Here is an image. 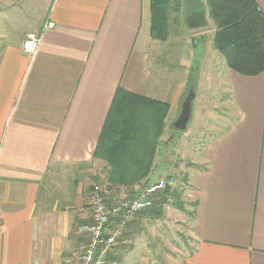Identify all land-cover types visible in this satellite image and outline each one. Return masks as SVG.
Listing matches in <instances>:
<instances>
[{"label": "crops", "instance_id": "0c3cea01", "mask_svg": "<svg viewBox=\"0 0 264 264\" xmlns=\"http://www.w3.org/2000/svg\"><path fill=\"white\" fill-rule=\"evenodd\" d=\"M257 2L264 16V0ZM2 6L0 264H72L85 241L82 233L86 238L84 211L58 200L50 204L44 181L60 164L99 162L109 169L93 154L117 89L141 96L155 91L150 0H18ZM47 20L53 26L31 57L22 42ZM185 48L187 63L194 66L196 55L202 57L204 84L213 92L222 89L220 104L229 112L223 128L214 126L203 144L188 151L183 197L192 208L193 249L185 264H264V71L243 75L218 49L205 45L195 55ZM178 95L165 99L172 125L180 115ZM114 254L119 250L109 264ZM118 264L155 263L128 253Z\"/></svg>", "mask_w": 264, "mask_h": 264}, {"label": "rangeland", "instance_id": "374dc122", "mask_svg": "<svg viewBox=\"0 0 264 264\" xmlns=\"http://www.w3.org/2000/svg\"><path fill=\"white\" fill-rule=\"evenodd\" d=\"M16 1L18 0H0V6L4 7ZM179 2L180 6H176V1L171 3L167 39L164 41L152 39L150 69L155 91L151 96L145 95V98L168 104L169 108L170 98L177 93L180 96L179 108L181 109L191 86H194L196 97L193 102V115L185 131H175L172 122H166L167 112L163 133L158 140L153 169L149 175L150 180L135 182L143 185L159 179H172L174 183L166 197L167 202L160 208L159 201L162 198L158 196L154 206L158 207L157 210L161 213H155L151 208L128 226L116 247L120 254H114L110 264H118L128 253H142L148 262L155 264H185L187 255L193 249L189 234L192 208L189 206L188 209L183 197L187 181L186 170L189 166L188 153L191 151L190 147L194 146L193 143L203 144L212 135L210 130H214V126L223 128L228 120L229 112L226 108H222L219 100L222 89L219 91L217 88L218 91L213 92L204 84L202 77L205 68L202 65V57L198 59L196 55L205 45H209L213 50L216 49L213 44L216 24L209 15L206 0H180ZM177 7L179 10L176 9ZM202 8L208 15V24L202 28L190 29L184 23L185 16L195 9ZM185 47L195 49L194 66L193 63L189 64L184 59L183 48ZM166 98L169 102L165 100ZM108 170L99 162L97 165L91 162L83 165L56 166L48 172L44 181V191L50 193L49 203L54 204L58 200L63 207L80 205L85 215V222L81 225V228H84L91 221L94 185L105 190L112 204L121 199L120 195H113L115 186L107 178ZM81 238L85 241L81 242L76 252L77 258L72 264H79L86 246L83 233Z\"/></svg>", "mask_w": 264, "mask_h": 264}, {"label": "trees", "instance_id": "16d2710c", "mask_svg": "<svg viewBox=\"0 0 264 264\" xmlns=\"http://www.w3.org/2000/svg\"><path fill=\"white\" fill-rule=\"evenodd\" d=\"M173 1L180 6V0ZM173 1L150 0L152 39H167ZM206 5L217 27L214 45L225 57L227 65L243 75L262 73L264 16L257 0H206ZM168 110V104L121 87L117 89L93 154L109 165L107 178L113 186L131 185L148 178ZM170 191L168 184L160 195V208L167 202ZM157 208L153 206L152 211L161 213Z\"/></svg>", "mask_w": 264, "mask_h": 264}, {"label": "built area", "instance_id": "2783aa9c", "mask_svg": "<svg viewBox=\"0 0 264 264\" xmlns=\"http://www.w3.org/2000/svg\"><path fill=\"white\" fill-rule=\"evenodd\" d=\"M52 26L53 23L47 20L41 32L30 33L24 38L22 48L29 56L37 54L44 31ZM172 183V179H159L143 185H117L113 188V195H120L121 199L115 204L110 202L105 190L94 185L91 221L83 228L86 246L79 264H109L110 256L128 226L153 208L158 196Z\"/></svg>", "mask_w": 264, "mask_h": 264}, {"label": "water", "instance_id": "95a60500", "mask_svg": "<svg viewBox=\"0 0 264 264\" xmlns=\"http://www.w3.org/2000/svg\"><path fill=\"white\" fill-rule=\"evenodd\" d=\"M184 21L190 29L202 28L208 24L206 13L203 11H194L187 14ZM195 97V89L191 87L181 105L180 115L173 123L175 131H185L188 128V123L193 115V102Z\"/></svg>", "mask_w": 264, "mask_h": 264}]
</instances>
